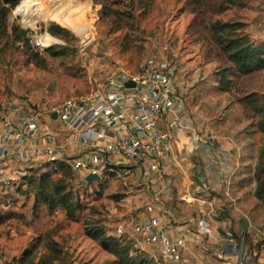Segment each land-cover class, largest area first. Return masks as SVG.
Here are the masks:
<instances>
[{
    "label": "rangeland",
    "instance_id": "obj_1",
    "mask_svg": "<svg viewBox=\"0 0 264 264\" xmlns=\"http://www.w3.org/2000/svg\"><path fill=\"white\" fill-rule=\"evenodd\" d=\"M21 1L9 13L10 30L17 25L27 30L28 38L35 32H48L47 39L50 35L56 39L52 45L56 54L46 49L35 54L29 42L27 52L22 51L23 46L15 50L11 34L0 39V122L8 100L25 99L51 108L66 98L87 94L90 79L104 78L116 65L138 70L147 57L156 56L177 65L174 80L198 129L229 140L236 138L243 149L250 150L254 177L264 143V68L234 71L232 87L221 89L217 70L229 62L213 41L207 21L221 15L243 22V31L253 42L264 45V0H70L71 8L64 5L63 9L71 12L73 23L50 16L27 22L14 14ZM39 1L50 11L62 0ZM53 24L67 32L52 34L48 27ZM16 45L25 44L17 41ZM40 169L36 178L43 171H54L51 166ZM170 174L164 175L169 178ZM137 175L125 180L103 174V179L90 183L75 173L72 189L83 207L72 221L63 210H34L33 185L25 193L15 186H0V264H19L15 257L49 231L74 264H120L99 238L86 234L96 226L129 244L130 254L136 255L141 248L135 236L130 231L122 236L115 232L121 224L130 228L149 206L142 203L140 193L156 196L152 187L137 185ZM151 203L161 206L160 201ZM161 260L154 258L153 264Z\"/></svg>",
    "mask_w": 264,
    "mask_h": 264
},
{
    "label": "built area",
    "instance_id": "obj_2",
    "mask_svg": "<svg viewBox=\"0 0 264 264\" xmlns=\"http://www.w3.org/2000/svg\"><path fill=\"white\" fill-rule=\"evenodd\" d=\"M46 34L29 35L34 51L54 45V36L48 41ZM176 72L174 62L149 56L138 70L119 64L104 78L94 76L87 94L66 98L51 108L25 99L8 100L0 129V186H16L27 169L58 159H66L85 180L91 172L98 173L100 179L103 174H116L126 180L137 171L150 179L162 171L179 132L189 133L210 150H223L216 135L203 133L196 126L177 89ZM129 81L134 85L126 86ZM170 227L171 223L162 222L159 212H150L136 218L130 230L119 225L115 234L130 231L137 246L158 249L160 264H182L181 248L186 240L184 236L172 237ZM197 229L218 239L214 223L208 219L198 220ZM225 236V252L240 254L237 264H264L232 230Z\"/></svg>",
    "mask_w": 264,
    "mask_h": 264
},
{
    "label": "crops",
    "instance_id": "obj_3",
    "mask_svg": "<svg viewBox=\"0 0 264 264\" xmlns=\"http://www.w3.org/2000/svg\"><path fill=\"white\" fill-rule=\"evenodd\" d=\"M218 139L225 151L210 150L195 142L189 133L179 132L170 154L164 158L162 171L150 179L137 171V185L152 187L156 194H139L142 203L149 205L140 216L159 212L163 223H171L172 237L184 236L182 264H237L240 254L224 250L228 244L227 230L237 235L248 233L253 246L245 248H250L254 258L264 263V245L257 243L264 239V214L255 196L250 150L243 149L236 138ZM191 168L196 170L195 174L190 173ZM180 171L183 173L179 174ZM166 172L173 176L167 178ZM153 201H160L161 206ZM202 218L214 223L218 239L198 231L197 222ZM140 248L152 258H161L158 249L148 245Z\"/></svg>",
    "mask_w": 264,
    "mask_h": 264
},
{
    "label": "trees",
    "instance_id": "obj_4",
    "mask_svg": "<svg viewBox=\"0 0 264 264\" xmlns=\"http://www.w3.org/2000/svg\"><path fill=\"white\" fill-rule=\"evenodd\" d=\"M20 0H0V39L13 36V46L15 50L22 49L27 52L31 47L27 30L13 25L11 30L8 24V16L11 10ZM220 9L219 12H221ZM64 25V24H63ZM67 26V25H64ZM69 27V26H67ZM244 23L235 19H224L221 15L217 18H211L207 21V28L213 41L225 53L228 64L217 70L219 87L228 90L232 87V78L234 71L248 73L253 70L264 68V45L257 44L243 31ZM49 31L57 36H63L67 29L60 25H50ZM23 42L25 45H16V42ZM29 42V46H28ZM53 55L52 46L45 48ZM140 68V67H139ZM54 168V171H43L36 178V171L41 168ZM75 172L66 159H58L54 162L38 165L27 169L20 182L15 187L21 193H25L27 186H34V210L44 207L49 213L63 210L66 213L68 221L75 220L77 213L82 209L83 204L72 189L71 180ZM36 178V179H35ZM254 178L256 182L255 196L258 199L264 214V143L260 147L258 162L255 167ZM86 234L93 238H99L104 249L114 252L120 264H153L152 257L148 256L142 250L136 255L130 254L129 244L120 242L119 238L113 234H108L106 228H89ZM239 240L243 239L244 246L252 247L253 243L248 233L237 235ZM263 243L264 239L257 242ZM19 264H74L64 251V246L56 240L52 233L46 232L36 237L20 256L15 257Z\"/></svg>",
    "mask_w": 264,
    "mask_h": 264
},
{
    "label": "bare ground",
    "instance_id": "obj_5",
    "mask_svg": "<svg viewBox=\"0 0 264 264\" xmlns=\"http://www.w3.org/2000/svg\"><path fill=\"white\" fill-rule=\"evenodd\" d=\"M64 5L69 6L68 9H70L72 3L70 0H62L57 7L49 11L43 6V2L39 0H22L16 7L14 14L22 16L27 22L31 23H35L40 17L48 16L73 23L71 12H68V9L64 10ZM47 40L51 41V38L48 37Z\"/></svg>",
    "mask_w": 264,
    "mask_h": 264
},
{
    "label": "water",
    "instance_id": "obj_6",
    "mask_svg": "<svg viewBox=\"0 0 264 264\" xmlns=\"http://www.w3.org/2000/svg\"><path fill=\"white\" fill-rule=\"evenodd\" d=\"M134 83L132 81H129L126 83V86H133ZM54 117H56V114H53ZM100 179V175L98 173L91 172L86 176V180L88 182H93L94 180Z\"/></svg>",
    "mask_w": 264,
    "mask_h": 264
}]
</instances>
